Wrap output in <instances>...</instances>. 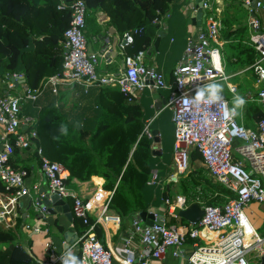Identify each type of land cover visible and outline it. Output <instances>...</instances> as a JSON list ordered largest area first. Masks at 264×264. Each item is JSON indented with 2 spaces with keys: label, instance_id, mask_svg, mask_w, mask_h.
Returning <instances> with one entry per match:
<instances>
[{
  "label": "built area",
  "instance_id": "1",
  "mask_svg": "<svg viewBox=\"0 0 264 264\" xmlns=\"http://www.w3.org/2000/svg\"><path fill=\"white\" fill-rule=\"evenodd\" d=\"M59 1L57 10H69L70 22L62 38L66 50L62 70L51 82L76 83L85 88H118L131 97L130 102L137 91L145 88L157 91L168 87L160 71L144 65V52L125 56L124 70L116 74H99L96 70L98 60L106 58L108 51L101 55L87 53L86 4L82 0L69 4ZM240 2L246 7L252 5L249 8L251 16L247 44L257 56L252 65L256 79L255 92L240 93L236 85L227 83L228 76L224 72L221 55L223 41L219 38L220 24L209 4L203 2L202 9L209 12L207 19L203 26L186 37L183 54L172 71L173 85L169 86L171 94L168 100L173 124V147L167 183H176L186 175L190 169V153L196 150L211 178L232 192L234 199L220 207H201V219L188 225L181 224L174 216L175 209L187 208L185 198L175 196L166 199V213L160 223H156V213H151L155 219L152 225H147L136 214L130 231L120 238L114 251L104 247L95 230L108 220H119L118 217L106 215L112 193L98 189L92 197L82 199L67 188L66 169L62 164L47 159L41 148L35 145L37 120L22 114L21 102L34 103L38 91L23 86L21 94L7 92L0 97V182L6 192L5 202H0V225L4 229L12 228L19 218L18 200L31 198V189L26 186L27 171L14 169L10 164L13 151L17 148L36 152L50 196L71 201L70 213L84 227L78 239V258L82 264H115V253L119 258L118 264H154L169 251L174 258H179L180 250L185 246L187 264H259L264 257V237L249 223L244 211L252 203L264 204V119L257 122L255 129H245L237 123V115L231 119L224 117L225 110L234 107L229 99L221 97L209 104L194 102L199 88L217 81L226 83L230 99L241 96L245 104L256 102L264 105V24L259 17L252 16L264 14V0ZM193 11H196L194 7ZM157 15L152 23L162 30L160 18H166L168 14L162 16L157 12ZM123 40L125 46L133 43L128 33L123 35ZM16 77L21 78L22 75H5L8 91L13 89L12 82L8 81ZM143 133L153 139L148 124ZM158 181V172L153 170L147 185L155 186ZM34 191L36 194V189ZM42 197L38 194L31 198V206L37 218L44 221L48 217V207L43 204ZM98 210L100 213L93 220L92 216ZM170 218L177 221L170 223ZM33 231L38 232L39 229L33 228ZM63 257L52 256L46 264H63Z\"/></svg>",
  "mask_w": 264,
  "mask_h": 264
},
{
  "label": "trees",
  "instance_id": "2",
  "mask_svg": "<svg viewBox=\"0 0 264 264\" xmlns=\"http://www.w3.org/2000/svg\"><path fill=\"white\" fill-rule=\"evenodd\" d=\"M63 1L69 4L75 0ZM82 1L86 4L85 31L91 27L98 30L95 15L98 12L105 13L109 18L107 25L116 29L120 39H123L125 33L132 36L133 43L123 48L128 50V56L151 46L160 32L152 21L158 16L157 12L165 15L174 2ZM59 2L0 0V78H4L6 74H21L26 86L30 90H36L43 79L61 72L64 53L59 42L69 25L70 12L57 10ZM219 38L224 42L221 55L228 82L236 79V72L239 70L252 73V65L257 56L247 44V26L239 24L233 29V22L224 19ZM220 95L227 97L222 93ZM228 95L230 96L229 93ZM130 98L118 88L100 87L99 115L94 128L72 127L53 103L40 109L35 127V145L41 148L47 159L62 164L66 169L69 174L65 181L67 188L74 191V181L87 182L92 176L102 178L103 190L112 193L108 210H112L120 222L147 212L149 203L145 190L150 187L147 182L156 167L152 139L143 133L146 123L142 109L134 100L130 102ZM262 119L264 105L256 102L245 104L243 114L238 111L236 116L237 123L245 129H255L257 122ZM62 126L66 127V133L62 132ZM20 151L22 150L14 149L10 164L14 169H25L28 173V166L17 163ZM30 155L39 165L36 152ZM194 160L201 162L196 150L190 153L189 171L176 183H169L163 190V197L172 199V196H183L187 207L192 204L220 207L235 198L232 192L215 182L203 166L194 168ZM0 193H6L1 182ZM175 222L174 218H170V223ZM179 222L188 225L184 220L180 219ZM74 224L80 237L84 227L76 219ZM262 226L264 227V221ZM95 232L100 240L103 229L97 226ZM22 238L24 235L20 221H16L9 229L0 226V247L16 243L12 248L0 250V264H37L26 250L27 247L29 249L30 242L23 244Z\"/></svg>",
  "mask_w": 264,
  "mask_h": 264
},
{
  "label": "crops",
  "instance_id": "3",
  "mask_svg": "<svg viewBox=\"0 0 264 264\" xmlns=\"http://www.w3.org/2000/svg\"><path fill=\"white\" fill-rule=\"evenodd\" d=\"M203 2L209 4L211 12L214 14V18L219 22L221 28L223 20L229 19L233 22V29L239 24L246 25L249 37L248 21L251 15L249 10L245 8L240 0H202V3ZM196 3L197 0H174L166 13L168 14V17L164 19L160 18L163 23V29L160 30L159 34L153 39L151 46L144 51H140L144 52V65L147 67H154L160 71L168 85L167 88L159 89L157 91L149 90L147 88L142 91H137L135 92L133 99L134 102L141 107L143 118L145 123L148 124L151 133L152 131L158 132L157 137L159 138V149L157 152H160L161 155L153 156L156 157V160L154 161L156 167L154 168L159 172V181L157 182V185L148 187L145 190V195L149 203L147 212L156 213L157 216L161 218L162 216H165L166 213L164 201L169 199L167 196L163 197L162 193L168 185L166 178L169 175V170L171 171L172 164L173 124L171 120V112L168 108V100L171 94L169 86L173 85L172 71L183 54L186 45V37L197 31L200 26L204 25L209 13L208 11H204L201 7L205 12V15L201 17L199 21H194V23H192L191 14L192 12H195L193 11V7L196 10ZM98 14H101L102 17H98ZM254 16L261 17L262 20L264 14H256ZM108 22L109 18L106 14L98 12L95 15V24L99 31L94 30L92 27L87 28L85 31L88 55H101L104 51L110 53L112 44L118 42L116 48L117 54L114 58L111 59V57H106L98 60L96 70L99 74L118 73L122 70V65H124V57L128 56V50H123L121 48V41L123 39L119 38L116 29L107 25ZM157 38H159V41L155 43ZM106 41H108V44L104 47ZM59 45L65 54L66 50L63 46L62 40L59 42ZM244 71L245 70H239L237 75L244 73ZM56 75L57 74L42 80L41 84H39V87L36 89V91H38V98L34 103L21 102L22 114L29 115L37 120L40 109L49 103H53L72 127L94 128L99 115L98 96L100 93V87L92 86L85 88L82 85L67 82H56L54 84L51 80ZM21 78L16 77L9 80L8 82H12L13 89L8 91L7 80L4 76L5 80L2 79L5 82L3 81L2 86H0V97L7 92L21 94L23 89ZM228 84L231 83L229 82ZM224 86L226 87L227 85ZM19 153L20 160L17 161V163L19 165H26L29 168L26 186L31 189V198H34L38 195L41 188L46 189L47 183L39 169L37 161L31 159L30 154L33 152L23 150ZM199 166H202L201 162L199 160H194L193 167L196 168ZM68 177L69 174L67 172V178ZM74 182L76 188L73 192L82 199L92 197L98 189L103 190L104 185V180L96 176H92L87 182ZM34 189H36V194ZM4 197L5 195L0 193V202H5ZM31 198L23 197L18 200L17 210L19 218L16 220L20 221L21 232L24 235L21 242L23 244L30 242L29 249L27 247L26 250L31 258L37 264H46L50 257L64 256L65 252L69 249L78 257L79 235L75 228L74 218L70 213L71 201H64L65 205L68 206L69 212L64 211L63 206L51 205L48 207V210L50 209L52 213H49L48 211V217L46 220L41 221L37 218V215L32 209ZM259 207L264 210V204H252L248 207L247 211L253 212V210ZM99 213L98 210L95 216H92V219L94 220ZM106 215L111 218L116 217L112 210H108ZM132 220L133 216L125 219L123 222H120V219L118 221L108 220L104 226H100L103 229V237L100 239L102 245L114 251L120 238L124 237L130 231ZM33 228H37L39 231L35 232L33 231ZM15 244L16 243L13 242L9 245H3L0 247V250L7 247L12 248ZM186 252L187 246L180 250L179 258H174L171 255V251H169L165 254L162 260L157 261L154 264H187ZM114 255V263L118 264L117 260L119 258H117V253Z\"/></svg>",
  "mask_w": 264,
  "mask_h": 264
},
{
  "label": "water",
  "instance_id": "4",
  "mask_svg": "<svg viewBox=\"0 0 264 264\" xmlns=\"http://www.w3.org/2000/svg\"><path fill=\"white\" fill-rule=\"evenodd\" d=\"M201 7H202V0H197L196 6H195L196 12H192V14H191L192 23H194V21H199L201 19V17H203L205 15V12L201 9ZM251 7H252V5H250V7H245V8L248 10ZM252 16L255 17L254 14H252ZM98 17H102V15L98 14ZM159 38H157L155 40V43H157L159 41ZM107 44H108V41H106L104 47H106ZM117 45H118V42H115L114 44H112L110 53L108 52L106 55L107 58L111 57V59H112L116 56ZM121 45L125 46V42L123 40L121 41ZM123 69H124V65H122V70ZM21 82H22V85L25 88H27V86L25 84V80L23 79V77L21 78ZM149 83L151 84V82H149ZM152 135H153L152 154L160 156L161 153L157 152V150L159 149V145H158L159 144V138L157 137L158 132L152 131ZM38 194L43 196L42 202L47 207H50L51 205L63 206L64 211L69 212L68 206L65 205V202L63 200L59 199L56 196H50L48 187H46V189L41 188L39 190ZM48 211H49V213H52L50 209ZM202 215H203V211L198 204H192L191 206H189L188 208H186L184 210L175 209V211H174V216L178 217L181 220H184L185 222H187L189 224L197 223L201 219ZM140 218L147 225H152L154 223V220H155L154 215L151 213H148V212L140 213ZM160 222H161V217H158L156 223H160ZM259 264H264V257L261 258Z\"/></svg>",
  "mask_w": 264,
  "mask_h": 264
},
{
  "label": "rangeland",
  "instance_id": "5",
  "mask_svg": "<svg viewBox=\"0 0 264 264\" xmlns=\"http://www.w3.org/2000/svg\"><path fill=\"white\" fill-rule=\"evenodd\" d=\"M262 18H263V24H264V16ZM247 39L249 40V37ZM237 74H238V71L236 72V79L231 80L229 82L231 84H234V85L236 84L240 93H243V92H246V91L255 92L256 79H255V76H254L253 72L251 73L250 71H244V73H241L240 75H237ZM3 79L0 78V86H2L3 81L5 80V79L4 80ZM214 83H219L222 86V92L221 93L223 95H227V97H225V98L229 99L230 98V96L228 95L229 91L227 89V86L226 87L224 86L226 84L225 83H221V82H217V81L214 82ZM226 90L228 91V93H227ZM229 100H230V103L232 104V106H234V103H233L234 100L233 99H229ZM237 110L239 112H242V111L244 112V108L237 109ZM243 112H242V114H243ZM172 197H174V196H172ZM252 204H256V203H252ZM252 204H250V205H252ZM248 207L244 211L245 216L247 217V220L257 230V233L260 236L264 237V227L262 226L263 225V221H264V210L261 207H259V208L255 209V210H253V212H250V211H247Z\"/></svg>",
  "mask_w": 264,
  "mask_h": 264
},
{
  "label": "clouds",
  "instance_id": "6",
  "mask_svg": "<svg viewBox=\"0 0 264 264\" xmlns=\"http://www.w3.org/2000/svg\"><path fill=\"white\" fill-rule=\"evenodd\" d=\"M222 86L219 83H210L204 87H201L196 92L195 103L199 104L203 103H215L216 101L221 99ZM207 94V96H206ZM234 107L231 110H225L224 117L226 119H231L232 117L238 115L237 109H242L245 105V100L241 96H236L234 98ZM62 132L66 133L64 126L61 127ZM63 264H82V261L73 254V252L69 249L65 252L63 257Z\"/></svg>",
  "mask_w": 264,
  "mask_h": 264
},
{
  "label": "bare ground",
  "instance_id": "7",
  "mask_svg": "<svg viewBox=\"0 0 264 264\" xmlns=\"http://www.w3.org/2000/svg\"><path fill=\"white\" fill-rule=\"evenodd\" d=\"M246 7V6H245ZM249 10V9H248ZM196 12V11H195ZM221 28V27H220ZM124 41V40H123ZM125 47V46H124ZM124 70V69H123ZM18 75V74H16ZM23 77V76H22ZM133 100V99H132ZM170 199V198H169ZM173 199V198H172ZM64 201V200H63ZM188 208V207H187ZM178 218V217H177ZM179 219V218H178ZM180 220V219H179ZM188 224V223H187ZM100 241V240H99ZM102 244V243H101Z\"/></svg>",
  "mask_w": 264,
  "mask_h": 264
}]
</instances>
